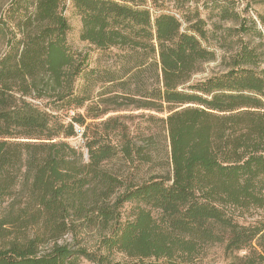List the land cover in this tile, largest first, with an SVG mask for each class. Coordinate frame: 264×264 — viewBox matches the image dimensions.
Masks as SVG:
<instances>
[{
  "label": "trees",
  "instance_id": "1",
  "mask_svg": "<svg viewBox=\"0 0 264 264\" xmlns=\"http://www.w3.org/2000/svg\"><path fill=\"white\" fill-rule=\"evenodd\" d=\"M70 2L96 65L68 41V0L0 16V264H196L217 244L264 264V41L227 7L238 25L209 35L193 0ZM129 109L144 130L110 114Z\"/></svg>",
  "mask_w": 264,
  "mask_h": 264
},
{
  "label": "rangeland",
  "instance_id": "2",
  "mask_svg": "<svg viewBox=\"0 0 264 264\" xmlns=\"http://www.w3.org/2000/svg\"><path fill=\"white\" fill-rule=\"evenodd\" d=\"M12 0H0V16L5 13L6 9L10 6ZM193 5H197L200 10L201 16L205 19L207 25L206 28L210 30L209 35H211L213 32L216 34L218 40H221V37L223 35L224 29L220 28H230L235 25H238V21L234 19H223L221 18V13L219 12L221 7H227L229 8V11L234 9L241 18H245V25L247 27V32L244 34H241L244 39L250 40L252 44H259L261 41H264V22L261 17L264 18V3L260 0H193ZM160 5L157 7L160 11H168L177 13L179 10L177 8V4L174 1H167L165 3H159ZM65 15L69 20V23L71 25V29L68 33V41L70 45L79 51L82 52H90V63L92 65H96L97 58L101 56V53L98 51H94L90 49V46L87 42H84L80 39V30H81V18L78 14L75 13L74 8L68 0V7L65 10ZM255 20V23L253 22ZM258 29L259 32L262 33V36H260L259 32L256 31ZM227 31L224 33L226 34ZM214 37V36H212ZM235 39L237 36H233ZM229 39H232V36L227 37ZM213 41H216V38H213ZM214 47L217 45L214 42ZM3 48L0 47V53L2 52ZM218 53H223V49L216 48ZM206 68V72L199 73L195 76V79H200L203 76L208 75L210 72H212L213 69L219 70L220 68H223L219 65V61H214L208 63ZM149 113L148 110H138V109H129V110H123V111H117V112H111L110 114H120V115H126L128 116L126 119L130 121L131 127L134 133H137L139 130H144L148 124L147 121H145V117L142 115H145ZM152 113V112H151ZM152 125L153 131H155L156 128H159L157 131V135L154 139V145L157 146L159 152L161 153V156L163 157L166 151V144L167 139L164 131H162L161 127H155L157 125ZM140 128V129H138ZM78 130H80L78 128ZM72 144L74 145H81L83 142V138L81 133L79 132V135L70 137L68 139ZM130 206L126 205L125 207V214L129 212ZM264 213V210H252V216H259ZM247 219H251L250 214L247 216ZM245 253V251H242L239 253V255H242ZM238 253L227 255L225 254L224 246L221 244L213 245L211 247H208L205 251V254H203L197 261L196 264H230L233 261H237V255ZM115 260H124V256L122 254H116L113 257ZM81 264H96L94 262H91L89 260L83 259Z\"/></svg>",
  "mask_w": 264,
  "mask_h": 264
}]
</instances>
